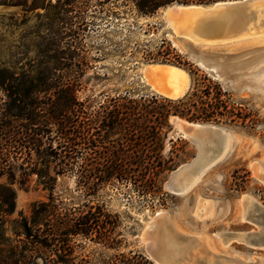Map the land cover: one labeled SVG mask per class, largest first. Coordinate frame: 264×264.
<instances>
[{"label":"rangeland","instance_id":"374dc122","mask_svg":"<svg viewBox=\"0 0 264 264\" xmlns=\"http://www.w3.org/2000/svg\"><path fill=\"white\" fill-rule=\"evenodd\" d=\"M168 7L144 15L124 0H0V69L12 67L13 72L5 82L0 79V125H7L10 111L32 117L38 111L37 103L24 104L26 110L18 100L17 105L11 103V98L30 101L32 88L41 86L42 81L23 72L50 60L63 67L57 73L67 83L83 56L87 66L78 96L94 106L125 92L135 97L157 95L160 105L168 104L164 100L168 97L152 90L145 77L148 65L166 64L188 73L187 93L195 79L200 83L207 75L223 88L224 99L236 113L218 122L198 121L222 127L228 145L188 190L179 192L169 187L171 181L177 185L173 173L188 169L200 152L197 139L191 134L194 139L185 137L183 125L189 120L179 115H171L170 128L163 127V136L168 134L163 150L168 168L156 176L160 188L147 194L116 179L87 194L73 169L60 173L52 158L33 152L32 165L25 156L13 159L11 174L0 175V249L24 240L21 224L24 219L31 222L38 206L65 211L88 202L112 214L108 224L112 244L96 240L95 235L76 236L74 254L86 257L87 264H107L116 254L131 251L154 261L158 254L164 255L169 264H264V241H258L260 235L264 239V218L256 208H264V31L239 40L194 41L168 23ZM186 43L215 51L209 56L218 77L185 52ZM44 51L53 57L42 56ZM180 60L191 64L178 65ZM39 95L47 101V93ZM52 108L58 113L65 103ZM2 113L7 115L3 121ZM119 131H114L116 137ZM161 212L164 219L155 222Z\"/></svg>","mask_w":264,"mask_h":264},{"label":"trees","instance_id":"16d2710c","mask_svg":"<svg viewBox=\"0 0 264 264\" xmlns=\"http://www.w3.org/2000/svg\"><path fill=\"white\" fill-rule=\"evenodd\" d=\"M124 1L131 2L141 14L152 15L175 3L204 4L219 0ZM41 55L53 57L45 51ZM178 56L181 58L180 54ZM83 59L84 56L75 64L74 77L67 83L62 82L57 73L63 67L53 65L50 60L23 72L33 74L34 80L42 81L41 86L32 88L30 101L11 98V103L17 105V100L23 103L22 110L27 109L24 104L37 103L38 111L34 117L25 112L7 113V125H0V175L11 174L13 159L25 156L26 163L32 165L35 152L57 161L60 173L73 169L78 175V185L87 194L115 179L133 183L140 193L147 194L160 188L156 176L168 168L163 155L168 134L163 136V127H171V115L195 122H218L224 116L234 118L236 114L224 99L223 88L207 75L200 83L195 79L194 86L183 97L164 99L168 104L160 105L157 95L135 97L125 92L107 97L94 106L78 96L87 66ZM177 63L191 64L187 60ZM11 68L0 69L2 82L13 77ZM50 81H55L56 85L53 87ZM41 92L48 94L46 102L41 101ZM57 102L65 103V108L58 113L52 108ZM2 114L3 121L7 115ZM116 129L120 130L118 137L114 134ZM111 217L112 214L98 203L86 202L65 211L42 204L35 208L31 222L24 219L21 224L24 240L8 250L0 249V264H87L86 257L79 259L74 254L78 245L76 236L93 239L95 235L96 240L112 244L108 228ZM107 264L157 263L143 253L131 251L116 254Z\"/></svg>","mask_w":264,"mask_h":264},{"label":"bare ground","instance_id":"6f19581e","mask_svg":"<svg viewBox=\"0 0 264 264\" xmlns=\"http://www.w3.org/2000/svg\"><path fill=\"white\" fill-rule=\"evenodd\" d=\"M238 1L241 0L218 1L212 5L183 6V5L174 4L166 9L165 14L167 16L168 23L171 26H173L175 30L180 32L181 31L180 29H182L181 31L182 34H188V36L194 39V41L223 42V41L239 40L240 38H247L248 36L252 37V35L257 33L262 34L261 30L264 31V6L259 14L251 18H244L246 15H248L247 14L248 12L249 13L251 12L249 10L232 13L231 11L226 10L227 8H218L222 6L231 5L232 3ZM173 11L176 12V14H173ZM232 15L234 17L238 16V19H233L229 21ZM193 59L195 60V58ZM213 60L214 59H212V57H210L209 54H206L202 58L200 64L204 68L208 66L217 70V67L214 66ZM229 71L227 72L231 73ZM145 77L147 79L148 85L152 87V90L154 89L156 93L173 99L183 97L187 93V89L190 81V77L185 70L176 67L174 65H166V64L148 65L145 70ZM189 135L190 133L187 132L185 133V137H188ZM191 135L189 137H191ZM211 138H213L214 145H218V140H217L218 138L216 136L213 137L211 136ZM204 143H205L204 146L201 147L202 148L204 147V152L207 153L209 152L210 144L209 142H204ZM198 157H196L195 161L190 164V167H192L191 169H194L196 167V164L194 163L198 161L197 160ZM190 167L188 169H190ZM191 171L192 170H189V172H185L184 174L182 172V174L179 175L178 177H176L177 172L175 171L173 175L176 177L177 185H173V182L171 181L169 183V187L170 188L172 187L174 191L179 192L180 187L184 186V181H186V179L192 180V183H194L197 177H199L202 173L198 175L196 178L191 179L190 175H193ZM187 174H189L188 175L189 177L187 176ZM256 208L263 211V207H261L260 205H256ZM163 216L164 213L162 212L159 213L158 216L155 218V222L159 218H162ZM197 255H201V254L197 253ZM164 264H169V263H164Z\"/></svg>","mask_w":264,"mask_h":264},{"label":"water","instance_id":"95a60500","mask_svg":"<svg viewBox=\"0 0 264 264\" xmlns=\"http://www.w3.org/2000/svg\"><path fill=\"white\" fill-rule=\"evenodd\" d=\"M219 1H227V0H219ZM216 2H218V1H216ZM175 4L183 5V6L210 5V4H178V3H175ZM263 6H264V0H241V1H238L235 3H232L231 5L222 6V7H218V8H227L226 10H229L232 13L238 12V11L243 12L245 10H249L251 12L250 13L248 12L247 13L248 15H246L244 18H251V17L259 14L261 12ZM173 14H176V12L173 11ZM233 19H238V16L234 17L232 15V17H230L229 21L233 20ZM180 30L182 31V29H180ZM184 35L188 36V34H184ZM185 47H186L185 52H187V54L189 56L195 58V60L199 64L202 61V58L206 54H212L215 52L213 50H203V49L197 47L196 45H194L193 43H186ZM205 69L211 75L216 76V77L219 76L218 70H215V69L208 67V66H206ZM228 81L232 82L231 79H229ZM183 130L185 133L187 132V133L192 134L193 137H195L197 139L196 143L199 146L200 153L198 155L199 157L197 156L198 161L196 163H194V164H196V167L194 169H191L192 167H190V169H187V167L178 168V169H176V172H177L176 177L181 175L182 172L184 174L185 172H189V170H192L191 172L193 175H190V177H191V179H194L198 175L203 173L206 169H208L212 164H214L216 161H218L220 159V157L223 155V153L225 152L227 145H228L227 133L225 132V130L222 127H219V126L211 124V123L189 122V121H187V124L183 125ZM209 135H211L212 137L216 136L218 138L217 139L218 145H214L213 138H211V136H209ZM204 142H209V144H210L209 152H207V153L204 152V147L203 148L201 147V146H204V144H205ZM188 175L189 174H187V176ZM174 181H176V180L174 179ZM191 183H192V180L186 179V181H184V186L180 187V190L182 188L183 189L187 188L188 186L191 185ZM164 216L162 218H164ZM262 217L264 218V208H263ZM258 241H264V239L261 237V235L259 236ZM156 258H155V261L158 264L166 263V261L164 259V255H160L159 257H156ZM158 261H160L161 263Z\"/></svg>","mask_w":264,"mask_h":264}]
</instances>
